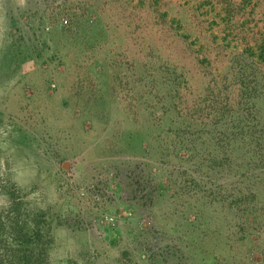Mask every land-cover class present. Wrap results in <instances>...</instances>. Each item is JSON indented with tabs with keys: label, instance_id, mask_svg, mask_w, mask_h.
<instances>
[{
	"label": "rangeland",
	"instance_id": "1",
	"mask_svg": "<svg viewBox=\"0 0 264 264\" xmlns=\"http://www.w3.org/2000/svg\"><path fill=\"white\" fill-rule=\"evenodd\" d=\"M21 2L0 0V264H264V0H193L176 53L156 7L113 46Z\"/></svg>",
	"mask_w": 264,
	"mask_h": 264
},
{
	"label": "crops",
	"instance_id": "2",
	"mask_svg": "<svg viewBox=\"0 0 264 264\" xmlns=\"http://www.w3.org/2000/svg\"><path fill=\"white\" fill-rule=\"evenodd\" d=\"M73 3L77 5L79 3L82 4L83 10L88 8L85 12L91 15L94 20H96L97 24L108 21L109 29L105 28V34L107 33V35L110 36V43L113 44V46H115L117 41L116 35L118 34L116 29L121 27L119 23L120 18L123 17L124 19L125 17L123 15L127 16L128 13H131L127 18L133 21L132 25L134 28L139 27L137 23L141 18L144 20L151 17V7H156L158 15L156 19L159 20L158 26L159 28L164 29L163 32H160L158 41L162 51L174 53L180 52V50H176L175 47L171 50L170 45H175L180 39L187 41L193 39V33L189 30L190 28H186L187 23H193V0H74ZM124 9H126V13L124 12ZM139 11H141L140 14H138ZM142 27H144V25H142ZM135 31L137 34V40L139 35L142 44L149 47V33L144 32V30H141L142 32L138 33V29ZM161 34H163V37ZM132 36H135V34H132ZM109 48H111L109 51H115V48L112 49L111 45H109ZM85 241L93 243L95 237L87 235ZM94 254L99 255L98 253L93 252L92 255ZM106 254H110V257H115L119 261L117 263L110 261L111 264H128V259H126L128 256L118 254L117 251L114 250H111V252H107ZM76 257L77 254L74 259H71L70 256L68 264H80L79 258L76 259ZM85 261L83 264H100L99 259L96 257L86 259Z\"/></svg>",
	"mask_w": 264,
	"mask_h": 264
},
{
	"label": "built area",
	"instance_id": "3",
	"mask_svg": "<svg viewBox=\"0 0 264 264\" xmlns=\"http://www.w3.org/2000/svg\"><path fill=\"white\" fill-rule=\"evenodd\" d=\"M22 1L20 3L21 9L22 6L25 5L27 7L24 8L26 15L30 18H36L40 21H43L41 24L43 25L45 30H49L53 27L54 23L59 28H66L71 24V20L73 19V14L76 13L78 16L82 17L84 20L89 23H94V18L89 15L85 10H83L82 4H74V0H16ZM57 21V22H55ZM113 195V193H112ZM115 201L119 200L120 195L115 193ZM113 195V197H115ZM132 211H128V215H131ZM120 215V214H119ZM118 213L114 215H106L105 221L108 226L116 225L119 223ZM140 230L148 229L152 225L151 215L148 211L142 214V220L139 222ZM116 229L112 233V238H115ZM80 264L81 260L79 259Z\"/></svg>",
	"mask_w": 264,
	"mask_h": 264
}]
</instances>
